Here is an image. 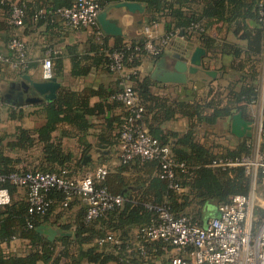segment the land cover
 <instances>
[{
    "label": "trees",
    "instance_id": "16d2710c",
    "mask_svg": "<svg viewBox=\"0 0 264 264\" xmlns=\"http://www.w3.org/2000/svg\"><path fill=\"white\" fill-rule=\"evenodd\" d=\"M74 1L0 0L3 12L0 32H4L1 39L9 50L6 54L9 61L0 62V79L2 69L12 67L11 63L17 60L9 44L15 37L22 38L18 28L27 30L43 21L50 22ZM120 1L125 0H97L101 10ZM126 1L146 4L148 24L170 18L166 20L167 32L178 31L188 41H200L209 56L232 55L231 67L240 74L225 96L220 89L212 88L205 98L181 100L156 92L153 88L158 81L151 74L142 75L138 71L145 59L157 61L165 51L164 48L157 54L148 52L144 48L143 33L129 39L116 37L111 45L108 37L101 35L98 23L84 50L75 45L67 46V55L52 49L49 54L57 78L63 75L67 56L72 64L71 73L77 78L94 71L113 74V54L122 52L125 67L137 69L131 82L145 108L140 121L151 136L171 146L173 155L184 163L185 170L177 169L178 187L171 188L169 180L161 176L159 160L135 156L123 162L120 151L117 157L110 155L102 161L110 162L108 172L103 180L96 181V186L121 194L125 200L122 205L91 220H87V205L78 195L65 205L64 190L50 188L45 192V197L51 201L47 211L36 214L29 212L27 196L14 198L16 185L9 180L0 182V187H7L11 193L10 203L0 205V264H170L175 255L172 245L162 239H150L142 231L158 218L156 210L149 205L166 204L176 216H190L202 225L209 202L218 205L250 190L251 177L243 166L223 168L213 167L211 163L220 158L251 156L252 138H238L237 144L229 147L209 138L202 142L198 133L200 125L213 126L238 111L248 117V107L259 102L264 66V0ZM15 4L23 9L21 26L10 20ZM213 27L218 31L225 29L246 43L213 35L209 30ZM29 66L27 59L26 63L12 67L15 76L28 72ZM121 81L122 77L117 75L109 85H86L81 89L61 85L54 99L30 105V111L27 106L7 103L0 91V124L4 114L18 123L13 131L0 132V177L29 170L58 173L65 170L69 177L82 175L80 172L94 167L93 163L86 166L81 163L88 147L97 145L112 153L115 146H119L121 126L127 118L126 107L118 98ZM179 114L189 119L188 129L177 133L165 131L162 124ZM32 115L42 122L33 127L24 126L22 120ZM94 115H101V120L93 123L90 118ZM114 159L116 163H112ZM41 224L71 230L73 235L57 236L51 241L36 231ZM110 234L115 240L100 244V240ZM15 238L27 241L24 249L7 248Z\"/></svg>",
    "mask_w": 264,
    "mask_h": 264
},
{
    "label": "built area",
    "instance_id": "2783aa9c",
    "mask_svg": "<svg viewBox=\"0 0 264 264\" xmlns=\"http://www.w3.org/2000/svg\"><path fill=\"white\" fill-rule=\"evenodd\" d=\"M101 11L97 0H75L71 7L60 10V15L67 25L78 29L97 25ZM43 12L44 10H40V13ZM23 15V9L15 4L10 20L21 26ZM156 25L154 22L143 27L144 48L154 54L166 49L176 36L175 32L170 31L157 37L154 33ZM9 48L17 54V60L11 63L12 67L16 68L27 62V46L24 39L13 38ZM8 61L9 57L0 51V62ZM112 70L122 77V90L118 98L127 110V118L121 126L119 137V151L123 162L135 156L159 160L161 176L169 180L171 188H177V169L185 170V165L176 159L169 144L151 136L140 121L145 108L131 82V76L136 71L127 70L122 52L116 51L113 54ZM53 76V61L50 57H45L42 61V77L50 79ZM263 122L262 109L251 156L220 158L211 163L213 167L223 168L243 166L251 177L248 193L235 194L228 201L218 204L217 214L202 225L194 222L190 216H176L166 204L149 205L151 209L156 210L158 218L153 224L144 226L142 231L150 239H162L172 245L175 255L170 264H264V209L259 208L264 207L260 202L264 201V198L260 197L256 190L258 183H264ZM107 172L105 165L72 177H69L65 170L61 173L15 171L0 177V182L9 180L18 188L26 189L30 213L42 214L47 211L51 201L45 197V192L50 188L64 190L65 205L78 195L87 205V220H91L124 203L123 195L114 194L106 187L96 186V181L103 180ZM10 201L9 189L0 187V205L9 204ZM114 240V235L110 234L100 240V244Z\"/></svg>",
    "mask_w": 264,
    "mask_h": 264
},
{
    "label": "crops",
    "instance_id": "0c3cea01",
    "mask_svg": "<svg viewBox=\"0 0 264 264\" xmlns=\"http://www.w3.org/2000/svg\"><path fill=\"white\" fill-rule=\"evenodd\" d=\"M18 1L19 0H15V2H18ZM116 3L118 2L110 4L106 9L108 10L109 17L118 19L119 24L123 28L124 35L107 36L103 32L100 26V29L102 31L101 35L103 37H108V43L111 45L115 42L116 37H124L126 39H129L133 36H138L142 34L144 25L148 24L146 22L147 20L146 10L144 13H140V12L132 13V12L126 11L125 9L121 7H116L115 6ZM43 13H45V10ZM2 14L3 12L2 10H0V19L3 18ZM166 20L168 21L170 20V18H167ZM166 20L163 19V20L156 22L157 25L154 28V33L157 37H160L166 34L167 32ZM209 30L210 32L213 33V35H217L218 37H221V38L225 37V38H228L229 40H237L234 37V35L225 31V29L218 31L217 28L213 27L212 29H209ZM18 31L22 34V38L27 43L28 60H29L30 66H29L28 72L26 73L30 74L32 78L40 80V79H43L42 61L45 57H50V54H49L50 51L52 49H55L56 53L59 52V53H64L68 55L69 53L67 50V46H74V45L77 46L79 50H84V48L87 47V43H88V39L90 35L93 34L94 32V26L81 27V28L76 29V28L68 26L61 16L55 15V17L53 16L50 22L43 21L38 26L28 28L27 30H24L23 27H19ZM175 33H176V36L172 39L170 45L165 49L164 54L157 61L153 62L147 59L144 60L143 64L138 68V71L140 72V74L143 75V74L149 73L154 77L155 80H157L156 75L157 73L161 71V69H159L158 66L162 64V68H164L163 65L166 62L172 63L175 60V58L172 55L174 51H181L190 42L197 43V41L186 40L184 36L181 35L178 31H176ZM3 35H4V32H0V51L4 54H8L9 52L8 47L4 43V41L1 39ZM237 42L243 45L246 43V41L244 40H237ZM167 50H169V52H167ZM233 62H234V58L232 55H224V56L218 55L216 57H213V56L211 57L207 53L206 57L204 58V67L199 69V71H197L196 73H188V78H189L188 83L178 84V83H171V82H160L157 80L158 81L157 86L154 87L153 89L156 92L169 95L173 98H179L181 100H191L194 98L196 99L205 98L212 88L220 89L221 91H223L224 93L223 95L225 96L229 92L228 87L231 85L232 82H234L238 78L240 74L239 71L231 67ZM222 66H225L226 69H223ZM71 68H72L71 60L69 56H67L64 60L63 75L58 77V81L61 82V85L71 87L72 89H81L86 85H95V86L99 84L109 85L110 82L116 80V77L118 75L116 73L109 74L104 71H94L85 77L77 78L72 75ZM206 69L216 70L217 76L213 77V76L206 74L205 72ZM127 70H130V69L127 68ZM2 71H4L0 79V91L2 93V98L8 101L11 105H13L11 103V99L6 97V94L10 90L11 84L13 82H18L20 80L21 74L18 76H15L14 69L11 66L3 68ZM135 71H137V69ZM262 73H263V77H262V82H261V95H260L259 102L251 104L248 107L249 116L245 117L247 119L252 120L254 125L256 121L257 127H258V121L255 120L254 118L255 110L259 109V114L262 112V109L264 112V99H263L264 66H263ZM193 93H195V95ZM95 100L96 98L93 99V101ZM34 104L30 103V104H24L20 106H30ZM36 104H39V103H36ZM101 118H102L101 115L100 116L94 115V116H91L90 120L94 123V122L101 120ZM231 118L232 116L220 119L213 126H209L206 124L200 125L198 138L202 142H204V141H207L208 138L209 140L220 138L221 137L220 135H223V133H227V130L230 134H233L231 132ZM4 119L6 120L7 124H4L3 122L0 124V132L13 131L15 125L18 123L14 120L7 119L6 116H4ZM41 122H42L41 119L32 115V116L25 117L21 123L26 127H33ZM188 125H189V119L179 114L173 120H169L166 123L162 124V128L165 129V131L167 132L177 133V132H183L187 130ZM238 138L239 137L234 135L232 139H229L230 141L226 145L229 147H233L234 145L237 144ZM90 147L108 149V148L99 147L97 145H91ZM118 154H119V146H115L112 153L109 150V153L107 155L99 156L98 159L88 162L85 165L84 164L82 165L86 166L88 164L93 163L95 165L94 169L99 165H105L108 169L107 164L110 162L109 161L102 162V161L105 160L110 155L117 157ZM83 155H82V159H83ZM114 160L112 161V163H116V160L115 161ZM88 171H92V170H87L86 172ZM26 196H27L26 189L20 187V188H17L14 198L19 200ZM76 207H78V205H76ZM216 214H217V210L213 216H215ZM210 217L212 216H207L203 224H205L209 220ZM26 242L27 241L22 240L20 238H15L14 240L10 242L7 248L11 251L22 250L24 249Z\"/></svg>",
    "mask_w": 264,
    "mask_h": 264
},
{
    "label": "water",
    "instance_id": "95a60500",
    "mask_svg": "<svg viewBox=\"0 0 264 264\" xmlns=\"http://www.w3.org/2000/svg\"><path fill=\"white\" fill-rule=\"evenodd\" d=\"M115 6L132 13H144L146 10V5L137 1H121L116 3ZM98 21L107 36L124 35L118 19L109 17L107 9L100 12ZM172 55L175 58L172 63L166 62L163 65L164 68H162V64L158 66L161 71L157 73L156 79L160 82L186 84L189 81L188 73H196L204 67V58L207 55V51L200 44V41H197V43L190 42L181 51H174ZM205 72L210 76H217L216 70L206 69ZM20 77L18 82L11 84L10 90L6 94V97L10 98L11 103L16 106L52 100L57 96V90L61 86V82L55 76L50 79L37 80L32 78L30 74L23 73ZM231 132L239 138H253L254 123L252 120L245 118L242 111H238L232 115ZM108 153V149L90 147L83 155L82 164L85 165ZM36 231L51 241H54L57 236L73 235L71 230L51 227L46 224L37 226Z\"/></svg>",
    "mask_w": 264,
    "mask_h": 264
},
{
    "label": "rangeland",
    "instance_id": "374dc122",
    "mask_svg": "<svg viewBox=\"0 0 264 264\" xmlns=\"http://www.w3.org/2000/svg\"><path fill=\"white\" fill-rule=\"evenodd\" d=\"M7 103H9L8 101H6ZM26 109L28 111L32 110V107L31 106H27ZM261 114V113H260ZM260 114H259V109L255 110V120H259V117H260ZM6 114H4L5 116ZM4 124H7L6 120L4 119L3 121ZM228 128V127H227ZM258 131V127H257V124H256V121H255V125H254V137L252 138L253 141H255L257 139V133ZM221 137L220 138H216V140L214 139L213 141L215 143H224V144H227L229 143V139H232L234 137L233 134H230L227 130V133H223V135H220ZM108 166L110 164H107ZM95 167V165H94ZM94 167H91V168H86L83 172H80V174H83L84 172H86L87 170H93ZM257 193L260 197L264 198V183H258L257 185ZM263 205H264V201L261 200L260 201ZM217 204L215 202H209L207 204V206L205 207V213H206V216H213L215 213H216V210H217ZM259 208L262 210L264 209V207L262 208V206H259Z\"/></svg>",
    "mask_w": 264,
    "mask_h": 264
}]
</instances>
